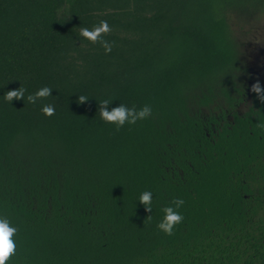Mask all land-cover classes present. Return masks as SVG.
<instances>
[{"label":"trees","instance_id":"trees-1","mask_svg":"<svg viewBox=\"0 0 264 264\" xmlns=\"http://www.w3.org/2000/svg\"><path fill=\"white\" fill-rule=\"evenodd\" d=\"M257 3L0 0L5 264H264V95L237 86L229 23ZM102 19L107 52L78 35ZM19 86L24 99H3ZM104 99L152 112L117 129ZM173 197L183 220L168 235L156 225Z\"/></svg>","mask_w":264,"mask_h":264},{"label":"clouds","instance_id":"clouds-1","mask_svg":"<svg viewBox=\"0 0 264 264\" xmlns=\"http://www.w3.org/2000/svg\"><path fill=\"white\" fill-rule=\"evenodd\" d=\"M110 26L107 20H100L98 24L92 26V28L81 27L78 35L86 38L89 41L96 42L100 40L104 46L105 51H111V43L104 40L101 33L109 32ZM26 89L22 86L8 89L3 93V99L12 103L13 98L20 99L25 96ZM52 89L48 86H43L37 89L34 93H29L27 99L31 103H35L38 97H45L51 94ZM252 91L258 96L264 95V87L258 82L252 85ZM88 97L80 95L78 97L79 102L87 100ZM113 99H104L100 101L99 115L100 118L107 122L115 123L117 129L123 126L126 122L128 124H134L138 119L143 120L147 118L152 108L150 105L145 104L140 108L129 107L123 103H119L111 109L108 105ZM41 111L46 115H52L55 108L51 104L42 105ZM261 130H264V122H258L257 125ZM140 201L146 208L151 210L152 192L143 191L138 196ZM184 204V200L179 197H173L172 202L162 208L163 217L157 223V228L162 230L165 234L171 235L173 233L174 226L179 224L183 220V215L177 209ZM17 232V227L11 223L7 216H0V264H5L9 257L14 254L16 250V243L14 242V234Z\"/></svg>","mask_w":264,"mask_h":264},{"label":"rangeland","instance_id":"rangeland-1","mask_svg":"<svg viewBox=\"0 0 264 264\" xmlns=\"http://www.w3.org/2000/svg\"><path fill=\"white\" fill-rule=\"evenodd\" d=\"M229 23L238 49L235 80L238 87L251 91L254 83L264 85V69L261 75L255 71L264 67V3L249 4L242 9L231 11ZM257 54L258 57L255 58ZM254 60L257 65L250 71L248 68ZM249 97L250 95H247L246 100ZM250 103L243 102L239 106L240 111L247 110Z\"/></svg>","mask_w":264,"mask_h":264},{"label":"flooded vegetation","instance_id":"flooded-vegetation-1","mask_svg":"<svg viewBox=\"0 0 264 264\" xmlns=\"http://www.w3.org/2000/svg\"><path fill=\"white\" fill-rule=\"evenodd\" d=\"M258 57V54L255 55V58ZM264 57V56H263ZM257 65V61H252V65L248 68L250 71H252V69ZM264 69V67H261V68H257L255 69L256 73L261 75L262 74V70Z\"/></svg>","mask_w":264,"mask_h":264}]
</instances>
